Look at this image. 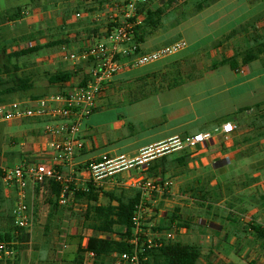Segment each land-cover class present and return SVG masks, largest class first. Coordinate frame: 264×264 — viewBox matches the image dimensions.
Returning a JSON list of instances; mask_svg holds the SVG:
<instances>
[{"label": "crops", "instance_id": "0c3cea01", "mask_svg": "<svg viewBox=\"0 0 264 264\" xmlns=\"http://www.w3.org/2000/svg\"><path fill=\"white\" fill-rule=\"evenodd\" d=\"M185 1L157 0L159 5L155 6L154 0H151L148 11L164 8V14L156 27H147L142 23L139 42L143 52L158 50L182 39L188 47L154 64L124 72L107 81L98 108L83 122L80 135L83 146L77 152L74 166L61 169L65 174H73L80 188L86 179L85 166L98 162L104 155L132 159L149 146L211 131L213 139L194 149L167 155L176 159L188 153L185 166L170 164L164 174L159 169L150 175L148 168L126 170L99 187L98 204L108 203L104 192L119 193L122 189H130L135 180L171 179L174 182L171 194L155 193L142 213L141 223L145 233L159 238L176 229L175 242L200 247L204 263L264 264V244L253 233V226L264 228V162L253 161L252 147L256 148L257 142L246 141L258 130L264 133V55L245 65L239 56L255 38L264 36V22H241L217 36L214 31L202 33V28L217 26L221 22H186L183 25L174 22L178 25L176 27L171 22H164V18ZM75 5H84L81 19H76V12L68 14L65 8L71 4L58 5L57 17H52L45 7L37 8L39 12H32V15H29V9L21 8L22 12L16 20L0 27L24 23L29 28L37 26L40 33L52 29L51 32L57 34L52 39L43 34L38 40L39 45L65 40L68 46L84 49L87 44L104 37L103 25L94 22L95 11L91 6L82 2ZM185 5L188 7L187 3ZM17 8L20 7L10 10ZM10 10L0 11V14ZM47 22H52V26ZM63 46L66 45L53 47L57 51L52 53H43L38 67L45 77L58 71H74L77 75L67 83L55 85L49 84L46 77L43 96L82 86L89 80L88 65L61 61ZM21 49L15 47L7 54ZM237 55L238 65L235 68L223 64L224 60ZM22 68V73H31L28 68ZM240 69L244 72L238 73ZM49 122L48 119H41L3 124L7 129L6 137L13 141V145L0 151V159L5 163L0 167L22 161L49 162L54 152L50 148V139L43 135ZM226 122L238 127L228 141L215 133ZM253 124L255 126L249 127ZM127 126L130 128L128 131ZM261 149L264 150V137L261 138ZM7 153L11 155L9 158L5 157ZM35 190L31 186L27 190V202L32 208L38 204ZM5 192L8 198L16 200L14 188L6 186ZM206 192L210 194L208 197ZM201 199L208 200L206 204L212 203L210 213L199 205ZM80 203L86 209V203ZM162 203L165 209L160 208ZM176 211L185 225L179 227L173 224L169 230L160 231ZM73 213L60 206L52 229V245L57 244L61 234H64L69 236V241L73 240L77 249L79 245L83 248L88 238L94 235L90 222L82 217L73 220ZM45 216V213L36 215L33 228L22 231L27 240L21 239V244H30L32 238L43 236ZM117 231L122 232L124 228L118 226ZM244 257L247 259L244 260Z\"/></svg>", "mask_w": 264, "mask_h": 264}, {"label": "built area", "instance_id": "2783aa9c", "mask_svg": "<svg viewBox=\"0 0 264 264\" xmlns=\"http://www.w3.org/2000/svg\"><path fill=\"white\" fill-rule=\"evenodd\" d=\"M82 2L91 7L98 6L93 20L103 25L104 37L87 44L84 49H77L72 45L73 48L68 45L63 46L61 61L74 65L79 63L88 65L90 75L88 82L82 86L48 93L37 100L25 98L0 105V124L23 120H50L44 127L43 135L50 139V148L54 152L49 162L22 161L14 166L0 167L4 184L16 190V200L12 210L13 223L15 229L17 228L16 236H20L23 230H31L34 225L33 208L27 202L29 186L36 188L46 180L54 179L61 186L59 205L69 207L76 213H84L85 205L76 200L78 191L87 192L89 185L99 189L105 182L123 171L133 168L147 169L153 161L162 156L194 149L214 137L211 131L176 137L168 142L144 148L132 159L104 155L98 162L85 166L86 179L83 180L80 188L73 174L63 173L61 168L74 166L77 152L83 146L80 140L83 122L98 108V102L105 91V83L116 75L154 64L188 47L187 42L182 39L158 50L142 51L139 32L146 19L151 0H82ZM82 15V10L75 13L76 19H81ZM31 46L34 45L29 44L28 47ZM243 72V69L238 70V73ZM237 129L234 123L226 122L217 128L215 133L222 135L224 140L228 141ZM173 185L171 179L143 178L131 183V188L139 190L141 194L135 216L134 237L130 241L135 250L133 253L114 254L115 264H140L139 249L160 247L163 239L175 242L176 229L169 230L166 237L153 238L143 231L141 223L142 213L147 204L152 202L153 195L171 194ZM99 237L109 239L106 234ZM16 244L18 242L0 240V262L15 258ZM94 257L93 252H87L86 264H89V260Z\"/></svg>", "mask_w": 264, "mask_h": 264}, {"label": "trees", "instance_id": "16d2710c", "mask_svg": "<svg viewBox=\"0 0 264 264\" xmlns=\"http://www.w3.org/2000/svg\"><path fill=\"white\" fill-rule=\"evenodd\" d=\"M206 0H203L195 5L197 11H201L206 6ZM21 8L7 11L0 14V25L12 20H16L20 13ZM164 8L155 11H148L144 25L147 27H156L158 22L162 21ZM68 45L65 40L50 42L44 46L35 45L26 47L11 54L3 49L0 54L5 58L4 62L0 63V105L7 104L14 97L22 98L29 97L30 99L37 100L43 94H34L36 89L33 73H22V66L19 65V60L22 57L30 56L38 53L44 48H53L59 45ZM264 55V36L255 38L249 47L241 52L239 56L242 58L243 64H249L256 60L259 56ZM2 58V57H1ZM238 55L232 59L224 60L223 64H229L231 67H236ZM77 72L58 71L48 74L47 80L49 84H63L69 82ZM86 82L84 83V85ZM178 83H175V85ZM247 139L248 142H258L264 137L261 130ZM15 154H13L14 156ZM9 153L5 157L9 158ZM188 153L181 157L171 158L170 156H162L153 161L148 167V173H156L162 169L164 174L166 168L170 164H178L179 166L186 165V158ZM37 160V159H36ZM6 185L2 180V169H0V217H6L9 221L13 222L12 210L14 200L8 198L5 192ZM38 198V204L33 207L34 220L36 215L46 214L44 234L43 236L50 242L52 239V229L55 224L56 214L60 209L59 196L61 193V186L54 179L46 180L42 185L35 188ZM206 192L207 197L210 195ZM103 195L108 198L106 205L98 204L100 190L89 185L87 192L78 191L76 193V200L84 202L87 205L86 211L82 214L85 221L90 222L94 231V235L89 237L85 248L80 245L77 249L76 256L71 264H86V253L93 252L95 257L89 260V264H115L114 254L133 253L135 248L130 241L134 237L135 230V216L138 212V205L140 203L141 194L139 190L135 189H122L119 193L114 191L104 192ZM208 200L201 199L199 205L205 207L206 212L210 213L213 210L212 203L206 204ZM62 207V206H61ZM72 211L69 207H64ZM73 212V211H72ZM173 224L177 226L185 225L180 220L179 215L174 213L168 220L164 228L160 231L169 230ZM121 226L124 231H117V227ZM17 230V228H16ZM253 233L258 241L264 244V228L260 226H253ZM22 233V231L20 232ZM106 234L109 239H102L99 236ZM23 234L16 236L15 232L9 229H0V240L8 242H18ZM140 264H212L211 262H203V254L201 248L196 245L185 244L182 242H170L165 239L162 240L160 247L141 248L138 251ZM13 264V261L0 262V264Z\"/></svg>", "mask_w": 264, "mask_h": 264}, {"label": "rangeland", "instance_id": "374dc122", "mask_svg": "<svg viewBox=\"0 0 264 264\" xmlns=\"http://www.w3.org/2000/svg\"><path fill=\"white\" fill-rule=\"evenodd\" d=\"M156 1L157 0H154V5L158 6L159 3H156ZM201 1L203 0H186L180 5L179 9L173 10L168 16H166L164 18V22H171L173 27L178 26L174 22H181V25L186 22H206L205 24L210 22H221L217 26L211 25L207 27L204 26L202 28V33L206 34L208 31H214L217 33L215 36L222 34L224 31L229 30L231 27L236 24H240L241 22H264V0H206L207 2L204 10L202 9L203 11H197L195 5ZM31 2V0H0V11L10 10L11 8L18 6L20 8L29 9V15H32V12L35 14L39 12V10L36 11L37 8L45 7V10L50 12L52 17H57L59 12L56 11V8L58 5L64 6L65 4H71L72 6L65 8L68 9V14L84 10V5H75L78 3L80 4L82 2L80 0H34L32 3ZM186 3L188 4V7L185 5ZM92 8L95 12L98 10V6L96 5H92ZM47 23L46 24L49 26H52L53 24L52 22ZM51 30L52 29H45L42 33H40L38 32L37 26L29 28L24 23L13 26H2L0 27V53L3 49L8 51L14 49L15 47L23 49L28 47L29 44L34 46L37 44L39 45L38 40L41 39L43 34H45L46 38L50 39L53 38V35L57 34H53ZM55 50L57 51L56 48H48L44 52L32 54L24 58L22 57L19 60V65L28 68L27 70H30V72L34 75L36 80V89L34 94H44L47 84L44 73L38 67L39 63L41 64L40 57L43 56V53L49 54ZM4 60L5 58H3V55L0 54V63L4 62ZM20 99L22 98L14 97L12 100L7 102V104ZM128 110L130 109L128 108ZM2 125L3 124H0V151L3 152V150H6L13 141L6 137L7 129ZM251 126L253 127L255 125H249V127ZM126 129L127 131L130 130L128 126ZM256 144V148L254 146L252 147L254 150L252 153L254 156L253 161L256 163H262L264 162V150L261 149V140ZM4 164L5 163H3L0 159V165L2 166ZM13 165V163H9V166ZM14 204L15 201L13 203V207ZM29 205L31 204L29 203ZM160 208L165 209L163 203ZM82 214L83 213L74 212L73 215L70 216L73 220H78L82 217ZM72 226L73 228L75 227L74 225ZM79 227L81 226L79 225ZM145 227L146 226H143V228ZM0 229H9L13 232L16 231L14 223L9 221L6 217H0ZM51 236L53 237V232ZM61 236L62 238H60L57 244L54 245L51 244L52 239L48 242L44 236L32 238L30 244H21V242L18 241V244L15 245L16 256L14 259L9 261H13V264H71L77 253V245H73V240L69 241V236H65L64 234H61ZM21 238L27 240L26 236L22 235ZM262 252L264 253V251ZM245 259H247V257H244V260Z\"/></svg>", "mask_w": 264, "mask_h": 264}]
</instances>
